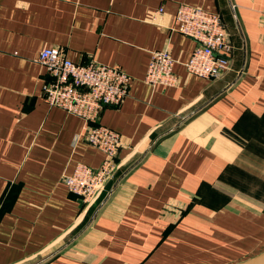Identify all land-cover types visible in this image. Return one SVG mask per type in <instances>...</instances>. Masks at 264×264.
<instances>
[{"label": "crops", "instance_id": "0c3cea01", "mask_svg": "<svg viewBox=\"0 0 264 264\" xmlns=\"http://www.w3.org/2000/svg\"><path fill=\"white\" fill-rule=\"evenodd\" d=\"M180 5L221 16L222 78L187 71L196 44L177 31ZM47 47L132 79L98 121L121 135L122 165L89 209L63 177L106 156L46 102ZM164 49L180 83L153 88L144 77ZM263 251L264 0H0V264H235Z\"/></svg>", "mask_w": 264, "mask_h": 264}, {"label": "built area", "instance_id": "2783aa9c", "mask_svg": "<svg viewBox=\"0 0 264 264\" xmlns=\"http://www.w3.org/2000/svg\"><path fill=\"white\" fill-rule=\"evenodd\" d=\"M155 14V17L163 14V9ZM176 21L177 31L196 44L190 60L185 63L190 74L216 80L231 70L233 46L219 14L180 5ZM38 62L50 78L43 86L46 102L81 118L84 129L76 140L86 142L106 156L99 169L79 163L72 175L63 177L68 189L89 209L101 200L122 165L118 160L123 146L121 135L98 121L105 107L120 106L129 96L132 79L116 66L97 61L86 65L73 62L55 47L43 49ZM175 63L168 49L152 52L144 82L153 88L177 87L180 79L174 72Z\"/></svg>", "mask_w": 264, "mask_h": 264}, {"label": "water", "instance_id": "95a60500", "mask_svg": "<svg viewBox=\"0 0 264 264\" xmlns=\"http://www.w3.org/2000/svg\"><path fill=\"white\" fill-rule=\"evenodd\" d=\"M235 264H264V251L254 257Z\"/></svg>", "mask_w": 264, "mask_h": 264}, {"label": "trees", "instance_id": "16d2710c", "mask_svg": "<svg viewBox=\"0 0 264 264\" xmlns=\"http://www.w3.org/2000/svg\"><path fill=\"white\" fill-rule=\"evenodd\" d=\"M98 124H99V123H98ZM189 208H190V206H189ZM189 208H188V209H189Z\"/></svg>", "mask_w": 264, "mask_h": 264}]
</instances>
